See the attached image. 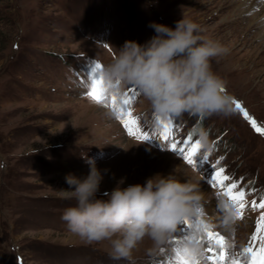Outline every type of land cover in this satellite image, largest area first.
I'll use <instances>...</instances> for the list:
<instances>
[{"label":"rangeland","instance_id":"374dc122","mask_svg":"<svg viewBox=\"0 0 264 264\" xmlns=\"http://www.w3.org/2000/svg\"><path fill=\"white\" fill-rule=\"evenodd\" d=\"M226 6L225 0H0V264H128L109 258L108 241L87 244L61 219L75 201L62 199L57 191L68 189L69 174L88 175L87 160H93L104 176L99 199H105L104 193L121 179L122 187L144 184L158 173L175 175L182 182L190 170L196 183L203 182L210 190L203 207L210 218L216 204V212L224 217L218 201L227 202L224 189L209 184L211 166L225 169L231 178L225 183H236L234 191L245 192L242 212L229 203L237 215L233 230L227 232L230 243L240 250L252 231L250 224L256 229L253 210L264 213L252 204L264 199V134L254 130L243 112L233 104L229 115L174 118L173 139L160 150L153 142L128 135L112 107L98 105L88 96L95 63L103 68L125 41L145 44L155 35L150 23L174 29L184 18L229 50L211 58V69L227 81L228 94L257 127L264 128V7L242 14L262 23L245 33L247 23L235 20L232 12L237 5ZM138 96L129 88L116 96L121 98L117 105L129 98L133 113L151 116L150 105ZM90 110L94 112L88 116ZM201 132L207 134L208 147L200 143V163L192 168L170 145H186L189 137L194 144ZM130 141L138 146L130 149ZM158 153L175 157L173 164L148 161ZM205 155L209 159L203 163ZM243 226L248 231H242ZM190 232L186 227L180 230L156 257L149 256L153 245L146 238L133 252L136 264H180L174 241Z\"/></svg>","mask_w":264,"mask_h":264},{"label":"clouds","instance_id":"9594fccd","mask_svg":"<svg viewBox=\"0 0 264 264\" xmlns=\"http://www.w3.org/2000/svg\"><path fill=\"white\" fill-rule=\"evenodd\" d=\"M149 27L155 32L149 41L143 45L125 41L103 66L100 76L108 91L120 97L135 89L150 105L151 116L144 114L142 119L152 131L184 114L200 118L231 114L234 98L226 90L227 81L212 71L210 63L229 50L202 35L201 26L191 20L182 18L174 29L155 22ZM199 142L208 147L206 133L201 132ZM87 162V176L69 174L65 177L68 189L57 191L62 199L75 201L61 217L72 234L87 244L108 241L111 260L136 264L133 252L146 238L153 245L149 256L156 257L188 222L191 233L182 245L185 255L204 261L200 221L207 201L198 183L157 174L144 184L122 187L121 179L104 193L105 199H99L104 176L93 160ZM219 207L225 213L224 226L233 230L236 210L224 201Z\"/></svg>","mask_w":264,"mask_h":264},{"label":"snow or ice","instance_id":"6c2138e0","mask_svg":"<svg viewBox=\"0 0 264 264\" xmlns=\"http://www.w3.org/2000/svg\"><path fill=\"white\" fill-rule=\"evenodd\" d=\"M101 69L102 65L99 63H95L94 66L90 69L91 87L88 91L89 98L98 105L103 104L105 107L110 106L113 110L117 111V119L123 124V127L129 132L130 135H136V132H139L145 140H148L149 137L145 134L146 130L141 131L139 129V121L133 116L131 109L128 107V105L131 103V100L129 98H125L122 102V106L118 107L116 96H109L108 88L104 85L102 77L100 76ZM132 92L136 93L137 96L139 95L135 89H132ZM125 95L127 97V93ZM109 100L111 101L110 105L108 103ZM232 103L235 105L236 109H239L241 112H243L244 118L250 121L254 130H256L258 133L264 134V128L257 127L256 121L252 119L246 111H244L239 102L233 100ZM125 116L127 117V119H123V117ZM172 124L173 121L162 124L164 131L161 134V139L165 141L169 139L170 134L173 131ZM133 128L136 129L135 132L133 131ZM200 147L201 145L199 141H196L194 144L191 143V137H189V142L186 143L185 147H179V152L184 154L183 158L186 163L193 166L194 168L197 167V163L199 161L196 157ZM177 148L178 145L176 143H172L170 145V150H172L173 152H176ZM208 159L209 157L207 155L203 157V160L205 162H207ZM211 167L214 169V171L209 179L210 186L213 188L224 189V195H226L230 201L234 202V204L238 206V212H242L246 204L245 192L243 190L235 192L234 190L238 188V185L236 183H225L226 181H229L231 179L228 175L225 174V169H217L215 165H212ZM252 204L254 208L264 209V199H262L259 204H257L254 200ZM200 223L202 224L201 221ZM202 225L203 231L207 236V245L205 246L202 244L204 251L212 253V255L206 257L207 260L210 261V264H225V261L228 259L227 254L224 251L225 237L218 232L209 230L207 224ZM185 227L191 229V225L188 222H184L180 230L182 231ZM190 233L184 235L182 239H177L174 241V244L176 245L175 255L177 257H180V264H200L199 260L188 258L185 255L186 249H184L182 246L185 240L190 239ZM251 240L254 243H259V249L257 250L254 246L251 245L244 249V253L251 256L249 264H264V213H261L256 222V229L251 237ZM217 247L220 250L219 253H217L216 251ZM231 264H240V261L232 259Z\"/></svg>","mask_w":264,"mask_h":264},{"label":"bare ground","instance_id":"6f19581e","mask_svg":"<svg viewBox=\"0 0 264 264\" xmlns=\"http://www.w3.org/2000/svg\"><path fill=\"white\" fill-rule=\"evenodd\" d=\"M225 4L227 5L225 8H227V7H230V5H237V7L234 9V11H232L233 13H234V15H236L237 17H236V19L235 20H238V19H240V20H243V21H245L246 23H247V28H245V30H243V32H245V33H248L249 31L251 32V31H253V30H255V29H258L259 28V26H261L262 25V23L261 22H254V20H251L250 19V21H248V20H246L245 18H244V16L242 15V14H244V13H247V12H249V11H251L252 9H254L255 7H259V8H263L264 7V4H259V0H225ZM224 8V9H225ZM242 8H244V9H242ZM242 9V10H241ZM209 10H206V12H208ZM205 14V13H204ZM258 20V18H256L255 19V21H257ZM263 23H264V20L262 21ZM236 23H239V22H237L236 21ZM242 32V33H243ZM240 37H242V35L240 36ZM259 45V44H258ZM263 49H264V47H263ZM83 105H81V107H82ZM84 107V106H83ZM82 107V108H83ZM95 109V108H94ZM96 110V109H95ZM93 112L94 111H92V110H90L89 111V114H88V116H90L91 114H93ZM88 113V112H87ZM102 113L104 114L105 112H103L102 111ZM106 114V113H105ZM107 120V119H106ZM128 144V143H127ZM138 145H136V144H134V143H131V141H130V143H129V148L131 149V148H136ZM128 148V151H130V149ZM151 157L152 156H150V157H148V161L149 162H151V163H154V161H156V162H158L159 164H162V163H170V164H173V159L175 158H173V157H171L170 155H168V154H165V155H163V154H160V153H158L157 154V156H155V157H152V159H151ZM152 171H154V170H152ZM151 170H150V172L149 173H155V172H152ZM159 174V173H158ZM184 179L185 180H191L192 182H194V183H196V179H195V176H192L191 174H190V170L187 172V176L185 177V178H183V181L182 182H184ZM114 186V185H113ZM200 187H201V189H202V191H203V193H204V198H205V200H206V198L207 197H209V194H210V190L208 189V188H206V186H205V183H203L202 182V184L200 185ZM217 206H218V204H216V208L214 207V208H212L211 210H213V211H211L210 213L212 214V216H211V222H213L214 224H216L217 226H219L221 229H224V234H226V235H228V229L224 226V223H223V221H224V217H223V215L221 214V213H217L216 212V210L215 209H218L217 208ZM213 217V218H212ZM247 228V227H246ZM245 228V226H243V230L242 231H248V229H246ZM228 231V232H227Z\"/></svg>","mask_w":264,"mask_h":264}]
</instances>
